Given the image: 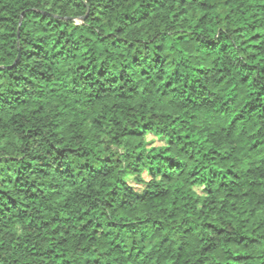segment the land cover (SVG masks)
Wrapping results in <instances>:
<instances>
[{
  "label": "trees",
  "instance_id": "obj_1",
  "mask_svg": "<svg viewBox=\"0 0 264 264\" xmlns=\"http://www.w3.org/2000/svg\"><path fill=\"white\" fill-rule=\"evenodd\" d=\"M0 264H264V0H0Z\"/></svg>",
  "mask_w": 264,
  "mask_h": 264
},
{
  "label": "rangeland",
  "instance_id": "obj_2",
  "mask_svg": "<svg viewBox=\"0 0 264 264\" xmlns=\"http://www.w3.org/2000/svg\"><path fill=\"white\" fill-rule=\"evenodd\" d=\"M157 143H159V142H157Z\"/></svg>",
  "mask_w": 264,
  "mask_h": 264
}]
</instances>
